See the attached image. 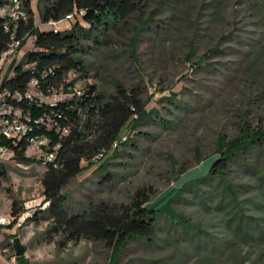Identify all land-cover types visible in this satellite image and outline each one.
I'll use <instances>...</instances> for the list:
<instances>
[{
	"label": "trees",
	"instance_id": "16d2710c",
	"mask_svg": "<svg viewBox=\"0 0 264 264\" xmlns=\"http://www.w3.org/2000/svg\"><path fill=\"white\" fill-rule=\"evenodd\" d=\"M31 1L24 0L27 18L15 26L1 15L10 0H0V77L2 56L10 48L13 36L22 42V47L28 38L34 41V50L26 53L20 63L14 62L12 73L0 86L1 91L8 93L6 102L23 114L28 134L15 144L9 140L3 143L15 151L14 161L19 164L29 166L38 162L45 166L41 183L47 207L35 213L31 222L49 223L47 241L53 243L59 238L62 247L91 241L104 245L115 256L123 255L129 246L148 252L161 244H173L176 252L187 257L182 249L188 246L195 250L198 264L221 261L225 256L230 257V264H247L250 260L240 251L247 246L259 250L250 264H264V119L254 121L253 110L239 116L235 135L219 133L214 151L206 158L195 148L196 166L218 158L205 176L178 188L159 209L148 208L161 195L152 186L138 189L130 204H85L70 199V194L65 193L68 187L94 163V158L108 152L127 129L136 132L140 139L151 140L149 134L138 131L141 126L169 130L191 109L187 101L178 100L173 94L160 101L168 104L163 108L167 117L155 109L149 111L150 100L143 81L130 88L116 81L114 93L87 82L95 68L91 57L110 48L113 37L129 19L144 14L148 0H39L42 28L35 22ZM237 4L246 7L247 16L236 23L243 27L251 23L261 32L259 43L250 46L252 56H247L242 65L245 74L258 79L264 74V0H237ZM70 15H75V21L68 30L46 26L50 21L62 22ZM225 38L223 35L194 66L212 67L206 61L211 55H221ZM193 46L191 41L189 58ZM80 81L87 83L77 93ZM209 90L211 97H215V89ZM37 93L44 99L55 94L67 97L48 103L40 101ZM193 103L199 106L207 102L194 96ZM42 138L48 140L44 154L29 157L31 140ZM132 142L138 148L136 141ZM51 153L54 159L48 161ZM190 169L180 168L177 180ZM99 174L102 186L113 188L115 179L108 172V165L100 168ZM6 176V165L0 164V178ZM181 205L198 209L202 217L195 220L187 216L175 207ZM11 207V217L17 221L23 204L15 200ZM212 218L218 220V226H213ZM14 227L12 223L7 229ZM211 227L223 228L222 233L213 232ZM16 237L8 236L5 243H0V254L8 260L15 258ZM6 251L13 255L7 257ZM119 258L114 263L119 264ZM16 262L29 264L25 256L16 258Z\"/></svg>",
	"mask_w": 264,
	"mask_h": 264
},
{
	"label": "rangeland",
	"instance_id": "374dc122",
	"mask_svg": "<svg viewBox=\"0 0 264 264\" xmlns=\"http://www.w3.org/2000/svg\"><path fill=\"white\" fill-rule=\"evenodd\" d=\"M31 6L37 26L42 27L39 0H32ZM245 16L246 7L238 5L237 0H148L144 14L129 19L113 37L110 48L95 52L91 57L95 68L88 84L114 93L116 81L129 88L143 81L148 90L149 111L155 109L166 116L163 108L168 104L160 101L173 94L178 100L187 101L191 110L190 114H182L181 121L169 130L141 126L138 131L149 134L153 137L151 140L140 139L135 136L136 132L127 129L124 133L128 143L117 151L119 155L115 153L101 164L92 162L68 187L65 193L70 194L72 201L130 204L138 189L152 186L161 195L148 208L159 209L178 188L205 176L210 165L217 160L218 157H214L196 166V147L204 159L214 151L219 133L230 137L236 134L237 122L241 121L239 116L253 110L254 121L264 119V74L258 79L251 78L242 68L253 54L250 46L259 43L261 32L251 23L245 27L236 23ZM73 24H62L60 30H68ZM223 35L230 39H224L221 55H211L207 59L212 67H195L196 61L215 47ZM31 39L26 41L16 58L2 65L0 86L12 73L14 62L20 63L26 53L34 50ZM191 41H194V52L189 58ZM87 82L80 81L77 90ZM209 88L215 89V97H211ZM194 96L205 98L207 103L197 106L193 103ZM133 140L138 148L134 147ZM28 156L34 157V154L28 152ZM205 163L210 164L202 167ZM5 165L7 178H0V216L11 217L15 200L23 204L24 213L31 214V217L46 208L41 183L45 166L38 162L27 166L14 160ZM107 165L108 172L115 179L113 188L103 187L100 182L99 170ZM184 166L191 169L177 180L178 170ZM175 207L195 220L202 217L197 213L198 209L184 205ZM31 217L24 222L21 219V226L12 230L0 227V243H5L8 236L20 238L27 250L25 258L29 264H116L114 261L118 257L119 264H198L195 250L184 246L182 251H186V257L176 252L173 244H161L148 252L129 246L119 256L104 245L91 241L62 247L59 238L53 243L47 241L49 223L31 222ZM212 224L218 226V220L212 218ZM209 229L221 234L223 228ZM240 251L250 260L247 264L259 254L258 249L247 246ZM4 255L11 257L13 253L6 251ZM228 257L199 264H230Z\"/></svg>",
	"mask_w": 264,
	"mask_h": 264
},
{
	"label": "built area",
	"instance_id": "2783aa9c",
	"mask_svg": "<svg viewBox=\"0 0 264 264\" xmlns=\"http://www.w3.org/2000/svg\"><path fill=\"white\" fill-rule=\"evenodd\" d=\"M82 14L83 13H76V15ZM1 15L10 19L12 24L17 26L21 20H26L27 18L26 13L24 12V0H10L9 4L3 10H1ZM74 21L75 15H70L62 22L50 21L48 24H46V26L58 30L62 24ZM21 49L22 42L15 39L13 36V42L10 48L3 54L1 64L3 65L6 61L16 58L19 55ZM33 85H36V83H33ZM77 93H79V91H77ZM7 96L8 93L6 91L0 90V164L10 163L15 158V151L11 147L4 144L3 141L9 140L13 141V144H15L18 140L24 138L28 134V127L22 120L23 114L19 110L12 108L6 102L8 99ZM35 96L39 98L40 101L45 100L48 103H56L59 99H65L67 97L64 94H55L51 98L44 99L39 93H37ZM28 97H30V94H28ZM127 142L128 137L124 133L120 139L113 144L112 148L108 152L99 154L96 158H94L93 162L96 164H101L104 161L110 159ZM46 146H48V140L44 138L32 139L29 152L33 153L34 157L41 156L44 154V148ZM47 159L48 161H52L54 159V154L51 153L48 155ZM30 217L31 214H26L24 211L17 221L12 217L4 218L0 216V227H8L12 223H14L16 227H20L21 219L24 222Z\"/></svg>",
	"mask_w": 264,
	"mask_h": 264
},
{
	"label": "water",
	"instance_id": "95a60500",
	"mask_svg": "<svg viewBox=\"0 0 264 264\" xmlns=\"http://www.w3.org/2000/svg\"><path fill=\"white\" fill-rule=\"evenodd\" d=\"M13 245H14V249H15V258H21L24 257L26 255V248L24 247V245L22 244L20 238H15L13 240Z\"/></svg>",
	"mask_w": 264,
	"mask_h": 264
},
{
	"label": "crops",
	"instance_id": "0c3cea01",
	"mask_svg": "<svg viewBox=\"0 0 264 264\" xmlns=\"http://www.w3.org/2000/svg\"><path fill=\"white\" fill-rule=\"evenodd\" d=\"M39 27V26H38ZM44 27V26H42ZM42 27H39V28H42ZM28 39H31V38H28ZM27 39V40H28ZM32 40V39H31ZM22 50V49H21ZM23 51V50H22ZM5 232L7 233V230H5ZM26 257V255H25ZM27 259V258H26ZM0 264H17L16 262V258H12L11 260H8L6 257L2 256L0 254Z\"/></svg>",
	"mask_w": 264,
	"mask_h": 264
}]
</instances>
